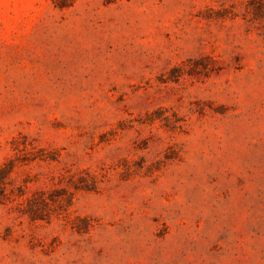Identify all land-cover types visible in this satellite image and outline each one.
<instances>
[{"label":"rangeland","instance_id":"374dc122","mask_svg":"<svg viewBox=\"0 0 264 264\" xmlns=\"http://www.w3.org/2000/svg\"><path fill=\"white\" fill-rule=\"evenodd\" d=\"M0 264H264V0H0Z\"/></svg>","mask_w":264,"mask_h":264},{"label":"trees","instance_id":"16d2710c","mask_svg":"<svg viewBox=\"0 0 264 264\" xmlns=\"http://www.w3.org/2000/svg\"><path fill=\"white\" fill-rule=\"evenodd\" d=\"M78 0H53L55 7L66 9L72 7Z\"/></svg>","mask_w":264,"mask_h":264}]
</instances>
